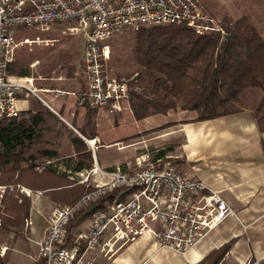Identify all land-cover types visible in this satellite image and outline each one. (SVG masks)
<instances>
[{"label":"built area","instance_id":"built-area-1","mask_svg":"<svg viewBox=\"0 0 264 264\" xmlns=\"http://www.w3.org/2000/svg\"><path fill=\"white\" fill-rule=\"evenodd\" d=\"M57 24H72V30L84 32L87 87L77 94L58 87H37L32 77L7 74L15 50L30 43L18 30L47 32ZM174 24H183L197 35H229L201 0H0V121L18 117L20 101L38 100L66 123L60 111L70 95L79 106L88 103L102 108L111 104L121 110L127 103L128 87L107 73L111 55L107 42L126 30L137 32ZM83 140L94 154L98 139ZM167 159L157 157L145 165L144 160H137L134 169L124 166L106 169L95 161L88 170L65 171L87 190L74 203L50 211L44 235L35 242L34 261L92 264L100 256L107 259L116 256L145 235L154 238L160 248L182 254L234 215L220 192L182 172ZM34 169L41 171L38 166ZM22 189L20 193L30 197ZM7 190L11 194L14 188L0 187V206ZM114 192L116 196L111 202L91 211L102 197ZM12 198L21 202L16 194ZM86 214L89 215L84 217ZM76 219L81 220L69 231V223ZM24 225L31 227L32 221L26 218ZM4 253L2 249L1 254Z\"/></svg>","mask_w":264,"mask_h":264},{"label":"trees","instance_id":"trees-1","mask_svg":"<svg viewBox=\"0 0 264 264\" xmlns=\"http://www.w3.org/2000/svg\"><path fill=\"white\" fill-rule=\"evenodd\" d=\"M224 27L229 33L227 37H221L220 33L197 35L183 24L153 26L134 32L133 52L139 67L134 80L146 81L148 85L142 92L128 90L127 103L135 120L165 115L177 108L196 111L193 121L234 114L244 108V92L257 89L263 97L254 108V118L258 130L264 132V114H261L264 38L245 16ZM83 107L85 115L79 132L92 138L96 136L94 119L98 108L88 103ZM50 115L47 110H27L21 117L0 121V181L21 184L32 192H45L54 202L72 204L87 190L83 185H75L65 172L59 174L50 164L41 173L32 169L39 157L47 160L58 157L56 149L42 147L52 129L48 125ZM69 146L74 162L66 166L67 170L74 173L92 167V154L83 140L72 136ZM159 155L162 157L163 153ZM115 196L116 192L105 195L91 211L102 209ZM29 205L26 197L20 203L8 196L2 199L3 212L9 219L26 217ZM80 220L70 222L68 230ZM230 244L213 250L196 264H220ZM0 264H4L1 258Z\"/></svg>","mask_w":264,"mask_h":264},{"label":"crops","instance_id":"crops-1","mask_svg":"<svg viewBox=\"0 0 264 264\" xmlns=\"http://www.w3.org/2000/svg\"><path fill=\"white\" fill-rule=\"evenodd\" d=\"M201 1L219 21L233 24L243 16L247 17L264 38V0ZM86 87L79 92L85 91ZM262 97L260 90L248 89L243 94L244 108L239 112L204 121H193L197 117L194 111H180L178 116L169 113L149 116L145 119L152 120L144 127L138 124L144 119L135 120L128 103L123 104L122 118L116 127L106 117L104 131L96 129L95 137L102 143H121L131 135L156 130L170 122L187 121L180 124L184 139L182 155L187 156L188 166L184 173L200 179L211 190L220 192L234 215L226 218L194 248L182 254L160 248L154 238L145 235L116 256L110 259L100 256L92 264H196L227 243L231 244L224 261L230 259L236 264L264 262V132L258 130L254 118V108ZM28 104L29 101L18 103L21 111L27 110ZM126 109L129 110L128 119H132L134 124H124ZM61 111L67 116L75 113L77 121L80 119L83 124L85 108L76 103L74 96L66 98ZM100 111L102 109H98V114ZM261 114H264V108ZM168 153L164 152L163 156ZM192 159H200V162L193 163ZM95 161L102 168L111 169L119 164L120 157H106L99 161L96 156ZM33 202L37 203L35 212L38 216L30 227V233L35 244L44 235L48 224L44 214L49 207H40L36 199ZM51 203L56 202L51 200Z\"/></svg>","mask_w":264,"mask_h":264},{"label":"rangeland","instance_id":"rangeland-1","mask_svg":"<svg viewBox=\"0 0 264 264\" xmlns=\"http://www.w3.org/2000/svg\"><path fill=\"white\" fill-rule=\"evenodd\" d=\"M221 23H223L224 26L226 25L223 21H221ZM72 27V24H57L47 32H40L36 29H19V35L28 38L30 43L15 50L7 74L16 78L32 77L34 78V83L37 87H58L70 93H79V90L87 85V76L83 62L85 36L84 32H76L71 29ZM133 36L134 32L126 30L114 35L107 42L111 48V55L107 62V73L111 78L123 81L127 85L128 90L142 92L148 85L146 81L134 80L139 72V67L135 62L133 52ZM31 40H35V42H31ZM22 73H26L27 75L21 76L20 74ZM122 108L123 107L121 106V110L114 109L111 104H106L102 108H98L102 109L104 113L100 111L98 114L97 109L94 119L95 132L96 129L100 132L104 131L107 118L111 120L116 127L119 119L122 118ZM27 110L33 112L47 110L50 112L38 100H30L27 105ZM180 111L181 110L177 108L170 110L168 113L171 114V116H178ZM22 112L23 111L20 112L18 117H21ZM50 114L48 125L52 127V129L50 133L46 135V144H43L42 147L57 150L58 157L49 160L50 166L57 170L59 174H62L67 171L68 168L66 166L74 162L72 161L73 155L71 154L69 146L70 137L78 136L81 140H83V138H90L83 136L79 132V129L83 124L80 122V119L77 121L75 113V116L69 114L67 116L64 112L60 111V114L66 120V123L57 115H54L51 112ZM128 114L129 110L126 109L123 118L124 124H134L132 119H128ZM150 120L152 119H144L138 124L145 127L149 124ZM170 124V126H165L162 129L131 135L120 141L121 143H102L97 138L98 143L96 144L94 152L95 158L97 156V159L101 161L106 157L108 159H117L120 157L119 164L116 166H124L134 169L137 168V160H144L145 162L142 163L145 165L149 162H153L157 157H160L159 154L169 152L166 156L162 157H169L167 160L174 163L182 172H186L185 170L188 168L186 164L187 156L182 155V144L184 140L180 130L182 125H180L181 123L174 122H170ZM83 142L85 143L84 140ZM87 148L93 156V153L88 146ZM47 161V159L39 157L33 163L32 169L37 173H41L45 167L49 166ZM94 162L93 159V163ZM191 162H200V159H192ZM34 166L40 167L41 171H36ZM73 182L75 185L78 182L77 179H75V176ZM2 186H12L14 188L11 194H9L8 192L10 191L7 190L4 196H8L13 201H16V199L12 198L15 194L21 199L26 197L29 199L30 205L26 217L14 220L6 217L3 212L1 201L0 258L4 264H36L34 263V260L37 257V255L35 256L37 253V246L33 243L34 240L30 233V227L27 228L24 225L26 218L33 221L32 224L37 220L38 215L35 212L37 203L33 202V199H36L40 207L45 205L49 207L44 214L47 218L53 208L70 203L56 202L55 204H52L50 196L45 192H32L30 197H27L20 193V190L23 187L21 184L0 181V187ZM32 202L33 208L30 210ZM2 249H5L3 255L1 254ZM220 264L236 263L230 259H226L225 261L223 259ZM248 264L253 263L250 262Z\"/></svg>","mask_w":264,"mask_h":264},{"label":"bare ground","instance_id":"bare-ground-1","mask_svg":"<svg viewBox=\"0 0 264 264\" xmlns=\"http://www.w3.org/2000/svg\"><path fill=\"white\" fill-rule=\"evenodd\" d=\"M22 191H23L25 194H27V195H30V194H31V193L29 192V190L26 189V188L22 189Z\"/></svg>","mask_w":264,"mask_h":264},{"label":"water","instance_id":"water-1","mask_svg":"<svg viewBox=\"0 0 264 264\" xmlns=\"http://www.w3.org/2000/svg\"><path fill=\"white\" fill-rule=\"evenodd\" d=\"M92 157H93V159H94V161H95V155H94V154H93V156H92Z\"/></svg>","mask_w":264,"mask_h":264}]
</instances>
